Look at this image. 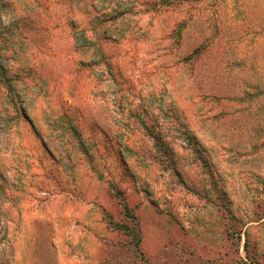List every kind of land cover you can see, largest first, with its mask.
Returning a JSON list of instances; mask_svg holds the SVG:
<instances>
[{
    "label": "rangeland",
    "instance_id": "obj_1",
    "mask_svg": "<svg viewBox=\"0 0 264 264\" xmlns=\"http://www.w3.org/2000/svg\"><path fill=\"white\" fill-rule=\"evenodd\" d=\"M0 71V264H264V0H0Z\"/></svg>",
    "mask_w": 264,
    "mask_h": 264
},
{
    "label": "trees",
    "instance_id": "obj_2",
    "mask_svg": "<svg viewBox=\"0 0 264 264\" xmlns=\"http://www.w3.org/2000/svg\"><path fill=\"white\" fill-rule=\"evenodd\" d=\"M6 79H8V78H5V75H4V73H3V71L1 72L0 71V82H3V81H5ZM128 217H130V216H128ZM116 226H118L119 224L118 223H114ZM121 226V225H120ZM119 226V227H120ZM123 226V225H122ZM122 226H121V228H122ZM255 264H258V262H256L255 261Z\"/></svg>",
    "mask_w": 264,
    "mask_h": 264
}]
</instances>
